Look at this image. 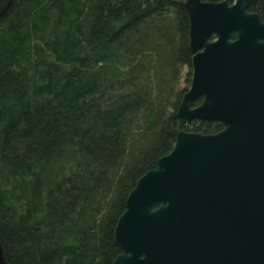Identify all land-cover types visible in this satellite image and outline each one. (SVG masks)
Returning <instances> with one entry per match:
<instances>
[{
    "label": "trees",
    "instance_id": "1",
    "mask_svg": "<svg viewBox=\"0 0 264 264\" xmlns=\"http://www.w3.org/2000/svg\"><path fill=\"white\" fill-rule=\"evenodd\" d=\"M185 0H15L0 18V234L9 264H114L137 181L174 148ZM216 2L219 0H204Z\"/></svg>",
    "mask_w": 264,
    "mask_h": 264
},
{
    "label": "water",
    "instance_id": "2",
    "mask_svg": "<svg viewBox=\"0 0 264 264\" xmlns=\"http://www.w3.org/2000/svg\"><path fill=\"white\" fill-rule=\"evenodd\" d=\"M14 1L0 0V18ZM248 4L184 2L192 81L176 117L223 129L180 131L173 150L139 178L114 230V264H264V24L246 13ZM233 30L241 34L229 44ZM0 264H9L1 234Z\"/></svg>",
    "mask_w": 264,
    "mask_h": 264
},
{
    "label": "flooded vegetation",
    "instance_id": "3",
    "mask_svg": "<svg viewBox=\"0 0 264 264\" xmlns=\"http://www.w3.org/2000/svg\"><path fill=\"white\" fill-rule=\"evenodd\" d=\"M202 1H204V0H202ZM224 1H227L229 6H233L237 2V0H219V1H216V2H224ZM246 13L250 14V15H258L261 23L264 24V0H249V4H248L247 10H246ZM221 34H223L221 31L216 32L213 35V37L210 38V41L213 42V43L219 42ZM240 34L241 33L239 31H235V30L229 32V37H228L229 44H234V43L238 42ZM245 42H246L247 45L248 44L252 45L253 44L252 37H250L249 39H246ZM259 42L261 44V46H260V51H261L260 57L264 61V32L262 33V37L260 38ZM192 58H193V54L191 52V67H192ZM191 81H192V79H191ZM201 102H202V99H200L199 101L195 102L192 105V107H196V106L200 105Z\"/></svg>",
    "mask_w": 264,
    "mask_h": 264
},
{
    "label": "rangeland",
    "instance_id": "4",
    "mask_svg": "<svg viewBox=\"0 0 264 264\" xmlns=\"http://www.w3.org/2000/svg\"><path fill=\"white\" fill-rule=\"evenodd\" d=\"M186 1V0H185ZM184 1V2H185ZM190 72V69L188 67H184L183 69V74H182V79L179 81L178 89H189L191 86V83L187 81L188 79V73Z\"/></svg>",
    "mask_w": 264,
    "mask_h": 264
}]
</instances>
